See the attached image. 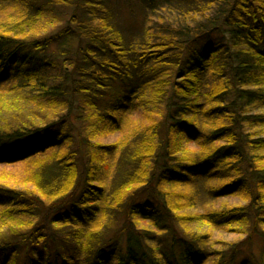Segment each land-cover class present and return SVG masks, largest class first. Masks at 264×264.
Segmentation results:
<instances>
[{"label":"trees","instance_id":"trees-1","mask_svg":"<svg viewBox=\"0 0 264 264\" xmlns=\"http://www.w3.org/2000/svg\"><path fill=\"white\" fill-rule=\"evenodd\" d=\"M178 2L0 21V264H264V0Z\"/></svg>","mask_w":264,"mask_h":264},{"label":"rangeland","instance_id":"rangeland-1","mask_svg":"<svg viewBox=\"0 0 264 264\" xmlns=\"http://www.w3.org/2000/svg\"><path fill=\"white\" fill-rule=\"evenodd\" d=\"M29 0H10V4L0 7V21L6 20L12 14L25 13L26 3ZM111 4L114 20L125 36L138 39L142 32L151 26L160 24L183 25L186 22L192 24L199 19L193 20L188 17L182 19L181 11L185 10L184 4L178 0H106ZM17 11V12H16ZM53 10L52 15L61 16V10ZM15 12V13H14ZM186 23V24H187ZM27 140L17 142L22 145Z\"/></svg>","mask_w":264,"mask_h":264}]
</instances>
